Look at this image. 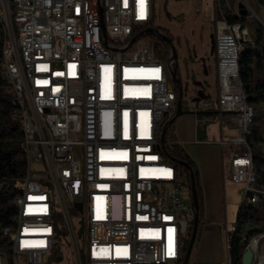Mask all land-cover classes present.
Instances as JSON below:
<instances>
[{"label": "built area", "instance_id": "obj_1", "mask_svg": "<svg viewBox=\"0 0 264 264\" xmlns=\"http://www.w3.org/2000/svg\"><path fill=\"white\" fill-rule=\"evenodd\" d=\"M234 1L227 0L232 15L253 16L246 1L239 9ZM213 2L217 113L231 115L240 132L219 145L222 156L225 145L233 149L230 180L256 204L264 195L252 185L251 153L236 151L247 117L232 78V53L241 47ZM0 8L11 45V53L1 50L0 74L26 127L21 149L31 167L28 181L20 178L19 216L6 229L15 255L0 264H61L64 249L76 264H214L189 262L187 226L196 210L186 176L166 151L182 143L162 141L178 94L170 53L155 54L156 0H0ZM201 101L203 120L212 121L213 105ZM79 215L84 262L72 225ZM227 234L221 224L224 247ZM246 250L252 264H264V232Z\"/></svg>", "mask_w": 264, "mask_h": 264}, {"label": "rangeland", "instance_id": "obj_2", "mask_svg": "<svg viewBox=\"0 0 264 264\" xmlns=\"http://www.w3.org/2000/svg\"><path fill=\"white\" fill-rule=\"evenodd\" d=\"M219 1L222 7H225L224 1ZM242 1L236 0L231 4L239 9ZM244 1L249 4L253 16L250 18L249 13L243 14L245 18H242L240 23L245 29V36L241 44L246 41L250 42L254 27H261L264 32V0ZM200 2L201 4L198 0H156L154 20L158 27L164 28L170 34L177 53L176 69L182 86L181 110L183 113L175 119L172 131L181 121H184L195 138L209 142L207 149L212 150L216 149L215 143L220 140L217 102L215 100L217 96V74L216 60L214 55L209 54L210 45L205 37H207V31L213 30L215 21L214 2L213 0H200ZM181 16H184V20L178 21ZM203 64L206 66V73ZM197 87L203 89L207 96L205 100L213 105L212 121L203 120L202 112L204 111L200 106L201 100L196 105L193 103L194 95H197L194 89ZM176 92L179 93L177 89ZM175 110H172L170 115H175ZM262 124L264 126V119ZM218 160L217 165L221 176V202L218 206L209 203L206 218L203 216V219L197 224L196 237L191 247L189 262L214 264H226L227 262L226 246L221 244L220 234L216 231L217 225L221 223L226 226L230 239L235 231L236 215L245 187L230 180V175H228L229 163L226 161L227 159L224 160L222 154L218 156ZM191 224L193 222H188L187 229ZM72 225L78 241L80 259L84 262V216L72 217ZM60 234L62 235V233ZM186 243H189L187 238ZM227 251L229 253V245ZM57 256H59V252L53 254L52 259L55 260ZM0 258L5 257L0 256ZM62 259L61 264H76L73 253L69 249L63 250ZM45 262H47V257H45Z\"/></svg>", "mask_w": 264, "mask_h": 264}, {"label": "trees", "instance_id": "obj_3", "mask_svg": "<svg viewBox=\"0 0 264 264\" xmlns=\"http://www.w3.org/2000/svg\"><path fill=\"white\" fill-rule=\"evenodd\" d=\"M222 10L223 18L228 24L234 25L239 29L243 28L240 23L242 18L232 15L230 9L223 7ZM218 18L219 20L221 19L219 15ZM158 28L173 43L170 34L164 28ZM3 29L0 17V63L2 59L1 47L4 40ZM263 33L261 27H254L251 41L243 42L238 53V77L246 104L252 107L254 117L249 128V134L246 137V146L236 149L239 152H245L249 149L252 157L251 170L254 177L252 185L260 192L264 190V126L262 124L264 119ZM151 36L155 41L156 56L167 58L170 53L168 44L155 37V35L151 34ZM173 116L168 115L166 122ZM169 140H175L172 126L168 128L164 137L166 144ZM22 141L23 130L18 117V107L15 104V95L11 85L0 75V256L4 257H6V253L7 255H14L13 242H11L10 238H7L6 229L8 225H15L14 200L20 192V178L22 179L25 171V158L21 149ZM166 151L172 164L186 176L189 190L191 192L194 190L199 223L204 216V200L198 168L181 146L167 145ZM189 196L192 198L191 194ZM246 198H242L239 205L235 231L230 239L229 233L227 234L230 264H242V255L248 240L251 237H258V234L264 232V198H260L256 204L248 203ZM242 232L245 233V239L241 237ZM192 233L193 225L190 228V237ZM4 247L5 251H2Z\"/></svg>", "mask_w": 264, "mask_h": 264}, {"label": "crops", "instance_id": "obj_4", "mask_svg": "<svg viewBox=\"0 0 264 264\" xmlns=\"http://www.w3.org/2000/svg\"><path fill=\"white\" fill-rule=\"evenodd\" d=\"M218 123L220 127V140L215 143L216 149L212 150L207 149L209 142L195 138L192 131L184 124V121H181V123L173 129L175 140L181 141L182 149L198 168L204 200V218H206L209 203L218 206L221 202V176L217 165L219 161L218 156L222 154L219 143L221 140H227L230 137L240 135L239 129L232 121L231 115L223 114L221 118H219L218 115ZM232 150L233 149L226 145L223 149L222 157L224 160L227 159L226 161L229 163L228 175H230ZM261 192L264 193V190ZM220 225L221 223L217 225L218 229L216 230L219 234Z\"/></svg>", "mask_w": 264, "mask_h": 264}, {"label": "bare ground", "instance_id": "obj_5", "mask_svg": "<svg viewBox=\"0 0 264 264\" xmlns=\"http://www.w3.org/2000/svg\"><path fill=\"white\" fill-rule=\"evenodd\" d=\"M222 1H224V3H225V8L229 9V7L227 5V0H222ZM216 8H217V13H218L219 17L221 18L219 20L220 23L222 25L229 26V30H231L234 34L236 43L241 47V41H243V38L245 36V29L244 28L239 29L238 27H236L234 25H230L227 23V21L223 18V15H222V12H223L222 8L223 7H222V4L219 0H216ZM3 27H4V29H3L4 40L2 43L1 50H3L4 53H11V45H8V41H9L8 26L3 25ZM239 51L240 50L234 51L232 53V64H233L232 78H233L234 86L237 88L239 93H242V89H241V85H240V81H239V77H238L239 76L238 75V53H239ZM246 109H247V117L244 121V137H245V139L242 140V147L246 146V137L249 134V127H250V125L253 121V117H254V111H253L252 107H250L246 104ZM21 125H22V130H23V137H24V136H26V127L24 124H21ZM251 161H252V157H251V155H249L248 156V166L250 169V176L253 177L252 170H251ZM30 174H31V167H28L27 164L25 163V171H24V175H23L21 181H28ZM256 194L257 195H262V194L264 195L263 192H260L257 190H256ZM14 207H15V212H16V215L14 218V221H15L17 219V217L19 216V205H18V201H17V196L14 200ZM258 236H259V234H258ZM225 246H226V259H227L226 264H230L229 253L227 251V248H228L227 247V236H226ZM13 253L15 255L14 243H13ZM0 259H5V258H0Z\"/></svg>", "mask_w": 264, "mask_h": 264}, {"label": "water", "instance_id": "obj_6", "mask_svg": "<svg viewBox=\"0 0 264 264\" xmlns=\"http://www.w3.org/2000/svg\"><path fill=\"white\" fill-rule=\"evenodd\" d=\"M157 38L165 41L168 46H169V52L171 55V59L173 62V66L170 69V80L172 82V84L174 85V87L179 91L178 93V97H177V103H176V113L175 115L166 123L164 130H163V134H162V141L164 142V137L165 134L168 130V128L170 126H172L175 122V119L182 115V110H181V96H182V86H181V81L177 75V53H176V49L173 46L172 41L164 34L162 33L160 30H153L151 31ZM214 51V39L212 40V45H211V52L210 54L212 55ZM197 97L194 100V102H198L199 100H205L207 99V96L202 92L199 91L197 92ZM193 185V184H192ZM192 200H193V205L195 206V210H196V217H195V221L193 223V233L191 236V240H190V246L193 244L194 239H195V234H196V227H197V223H198V216H197V201H196V197H195V193L194 190H192ZM252 259H253V253L250 250H246L243 255H242V264H252Z\"/></svg>", "mask_w": 264, "mask_h": 264}, {"label": "flooded vegetation", "instance_id": "obj_7", "mask_svg": "<svg viewBox=\"0 0 264 264\" xmlns=\"http://www.w3.org/2000/svg\"><path fill=\"white\" fill-rule=\"evenodd\" d=\"M184 20V16H181V17H179L178 18V21H183ZM207 37H205V39L206 40H208V42H209V45H210V47H209V54H210V52H211V45H212V40L214 39V31L212 30V31H207V35H206ZM203 37V36H202ZM203 39V38H202ZM211 55V54H210ZM212 55H214V57H215V52L213 51V54ZM215 60H216V57H215ZM203 69L205 70V73H206V66H205V64H203ZM215 69H216V61H215ZM199 91H202L203 92V89L201 88V87H197V88H195L194 89V92H199Z\"/></svg>", "mask_w": 264, "mask_h": 264}]
</instances>
